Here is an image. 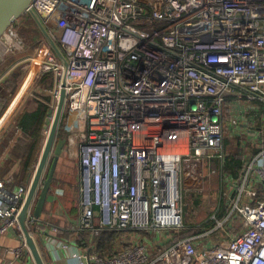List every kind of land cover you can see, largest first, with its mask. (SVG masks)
Instances as JSON below:
<instances>
[{"label": "built area", "instance_id": "1", "mask_svg": "<svg viewBox=\"0 0 264 264\" xmlns=\"http://www.w3.org/2000/svg\"><path fill=\"white\" fill-rule=\"evenodd\" d=\"M31 4L69 63L44 38L34 49L46 48L32 60L38 78L52 73L53 110L67 82L61 123L80 169L76 232H131L117 253L89 256L91 264H264V133L257 126L264 124V0ZM26 48L11 26L0 40V63ZM227 130L246 135L249 154L260 150L220 193L214 228L179 237L205 223H187L186 207L204 192L203 162L223 147ZM12 181L0 180V236L21 229L28 190L12 189ZM38 220L30 213L26 223L32 229ZM226 222L240 228L214 239ZM21 238L17 257L27 246ZM73 256L83 262L81 253Z\"/></svg>", "mask_w": 264, "mask_h": 264}, {"label": "crops", "instance_id": "2", "mask_svg": "<svg viewBox=\"0 0 264 264\" xmlns=\"http://www.w3.org/2000/svg\"><path fill=\"white\" fill-rule=\"evenodd\" d=\"M35 52L45 53L46 48L41 46L38 49H36L34 53ZM9 72L10 71H8L6 74L5 73L0 74V84L9 74ZM30 76L31 73L29 74V78H31ZM40 86H42L41 90L47 91L45 90L47 89L46 86L42 84H40ZM18 88L14 93L11 101L7 104L6 107H4L3 111L0 114V138L8 130L13 119L22 112L23 108L24 109L28 107L30 108L31 106L32 108L31 109L28 108V109L34 110L38 106V102L40 100V95H41L38 94L39 91L37 92L34 89H29L31 90V92L29 93L26 92L27 94L24 93L23 99L21 96L22 99L21 101V99H18L20 97L18 95L19 94ZM52 88H53V83H52ZM0 89H2L1 86ZM50 91L46 96L51 97V101H52V95ZM30 103L33 105H31ZM12 105L15 109H13ZM9 109L10 112L11 110L14 111L12 112L10 117L6 120L7 112ZM251 117L252 118H256V117L252 116V114L247 115V118L253 122V119ZM258 123L259 124L262 123V118H261V122ZM46 125L47 122L45 124V128H47ZM20 134H21V130H18L16 135L10 141L9 145L6 147V149L1 152L2 155L0 156V180L13 177L12 183L8 184L12 189L22 188L20 185L16 184L15 182L16 173H18L22 168L21 160L14 162L9 161L10 159L9 150L15 144ZM262 138H264V136H262ZM246 143L249 144L248 141L247 142L238 141L236 143L237 149L233 151L232 148L230 147V139L225 136L223 147L221 149L213 150L215 156L204 160L202 165L204 192L202 194L197 195L196 206L198 208L200 207L201 204L200 199H202L203 203L206 202L210 204L211 209L208 212L207 217L202 222H198L194 220L193 219L194 216L192 217L191 214L189 220L187 219L188 215L186 214V221L188 223L199 224L205 222L202 227L195 229L197 232H202L203 227L206 228L207 230L214 228L215 222L210 218V216L216 210L217 206L220 204V193L222 191L224 193L225 187L226 188L231 187L232 183L240 179L246 159L259 152L260 149L255 147L254 148L255 152L254 153L252 152L253 154H249L250 153L249 149L243 146ZM43 148L41 150L40 157ZM63 157L64 156H61L59 160L52 184V189L49 194L48 201L45 205L44 211L41 214L38 222L31 225L33 230L32 236L37 244V247L40 251L42 258L44 259L45 264H91L89 259L91 256H95V254L101 255V252L98 250L99 244L97 240V237L100 234H94L91 230L80 231V232H84L86 234V237L84 238V240L81 239L82 241L79 243L80 232H76L75 229V226L78 223V218L81 210L80 208L81 192L79 188V176H80L79 163L76 158L70 156H69L70 158L68 157L63 158ZM236 159H239L240 161V164L238 166H235L233 163L235 162ZM72 163L75 164L74 166L76 168L72 165ZM76 180L77 182H75ZM30 184H31V178H30L29 186ZM208 185L214 186L217 189L207 190L206 186ZM35 204H36V200H33L29 208V211L27 213V218L30 215V213L33 214ZM195 210L196 209H194V211ZM220 217L224 218V214L222 212L220 213ZM239 228H240V224L238 222L236 223L235 226H233L231 222H226L223 227H220L217 230H215L212 233V235L217 234V235L229 236L230 234L236 232ZM68 230H71L72 232L71 233L69 232V234H67ZM105 230L119 232L118 237L114 242L115 251L119 250L120 247L124 244V242L130 240L131 232H127V231L124 232L121 230H112V229H105ZM22 232H23L22 228L20 229L16 227L7 230L5 233H3L0 236V264H31L32 262H35L33 254L30 248L28 247V245L24 248L20 257L16 256L15 249L23 245V240L21 238ZM64 244H68V247H65ZM76 252L81 253L83 255L82 263H78L76 257L73 256L74 253Z\"/></svg>", "mask_w": 264, "mask_h": 264}, {"label": "trees", "instance_id": "3", "mask_svg": "<svg viewBox=\"0 0 264 264\" xmlns=\"http://www.w3.org/2000/svg\"><path fill=\"white\" fill-rule=\"evenodd\" d=\"M23 18L28 25L25 24V27L27 28H25V31H22V34L25 36V40L32 44V48H36L43 36L29 15H25L23 16ZM21 57L19 56L9 58L8 61L3 63L4 66H1L2 70L0 71V74L4 73L8 67H10ZM24 65L25 63L22 62L13 67L0 84V86L2 87V89H0V114L3 111L4 107H6L7 104L11 101L14 93L19 87L20 78L23 73L22 67ZM26 78L27 76L25 75V79ZM39 81L40 84L46 87H52V73H44L43 75H41ZM22 86L23 83L20 86L19 91L22 90ZM50 103L51 97L40 95V100L38 102L37 108L34 110H29L28 108L24 109L17 117L13 119L8 130L0 138L1 156V152L6 149L10 141L16 135L17 131L21 130V134L18 136L17 141L9 150V161L14 162L21 160L22 168L18 173H16L15 182L24 190H27L29 187L30 175L35 171L37 162L39 161L41 150L47 138L45 124L47 119L51 116ZM58 137H67V133L64 129V122L61 123ZM233 163L235 166H238L240 164V161L239 159H236ZM69 232L71 233L72 231L68 230L67 234H69ZM196 232V230L184 231L179 235V237L190 236ZM118 233L119 232L117 231L103 230V232H101L97 237L99 244L98 250L101 252V256L108 257L118 252V250L115 251L114 248V242L118 237ZM85 237L86 234L84 232H80L79 243L84 240Z\"/></svg>", "mask_w": 264, "mask_h": 264}, {"label": "water", "instance_id": "4", "mask_svg": "<svg viewBox=\"0 0 264 264\" xmlns=\"http://www.w3.org/2000/svg\"><path fill=\"white\" fill-rule=\"evenodd\" d=\"M25 15H29L32 18L50 48L63 62V64L68 67L69 63L62 46L52 35L43 17L32 7L31 0H0V40L6 31L11 26H13L16 20ZM66 84L67 82L64 79L56 109H50V114H53V119L50 124L49 133L36 170L30 175L31 184L28 188L19 214V221L23 230L25 241L30 248L35 260V262H32L31 264H45L44 259L42 258L37 244L32 236L33 230L28 227L26 220L27 213L33 200H36L33 212L35 218H40L41 214L43 213L52 189V184L59 160L65 149L67 140L63 137L59 138L58 133L65 107V99L67 94ZM46 122V127H48L50 118H48Z\"/></svg>", "mask_w": 264, "mask_h": 264}, {"label": "rangeland", "instance_id": "5", "mask_svg": "<svg viewBox=\"0 0 264 264\" xmlns=\"http://www.w3.org/2000/svg\"><path fill=\"white\" fill-rule=\"evenodd\" d=\"M25 24L26 25H28L26 22H25V19L23 18V17H21V18H19L18 20H16V22L13 24V26H14V29L17 31V34H18V36L20 37V38H22V39H24V41H25V43L27 44V48H26V50H24L23 52H19V53H16L14 56H12V57H21V56H23V57H21L20 59V62L22 63V62H24L25 63V65L22 67V71H23V73H22V76H21V78H20V83H19V88H20V86L22 85V83H23V86L21 87L22 88V90H20L19 91V98L18 99H21V96H22V99H23V97H24V93H29V92H31V90H29V89H34V90H36L37 92L39 91V93L38 94H41V95H47L48 93H49V91H50V89L52 88H50V87H46L47 89H45V90H47V91H44V90H41L42 89V86H40V81H39V79L40 78H38L37 77V75H34V78H33V76H32V78H29V75L28 74H26L27 72H29L30 71V69H31V67L32 66H34L35 67V74L36 73H38V75H39V71H41V73H42V70H40L39 69V63L37 62V61H33L32 60V57H33V54H34V49L35 48H32V44H30L28 41H26L25 40V36L22 34V31H25L26 29L25 28H27V27H25ZM31 51V52H30ZM30 52V53H29ZM24 55H26V56H30V57H26V56H24ZM45 55H44V52H40L39 54H38V57L39 58H43ZM24 57H26V58H24ZM9 58H11V57H9ZM8 61V60H7ZM6 62V61H5ZM4 62V63H5ZM4 66V64L3 63H0V71L2 70V67L1 66ZM2 73V72H1ZM25 75H27L28 77L25 79ZM26 81H25V80ZM23 80H24V82H23ZM18 88V89H19ZM24 90V91H23ZM41 92V93H40ZM26 93V94H27ZM22 99H21V101H22ZM31 104V103H30ZM31 105H33V104H31ZM12 107H13V105H12ZM29 108V107H28ZM32 107L30 106V108L29 109H31ZM11 109V108H10ZM10 109L8 110V112H7V118H6V120L10 117V115L12 114V112L14 111V110H11V112H10ZM13 109H15L14 107H13ZM23 110H24V108H23ZM22 110V111H23ZM10 112V113H9ZM5 123V122H4ZM257 126H260V127H262L263 128V133H264V124H262V126L261 125H257ZM226 137H228L229 139H230V147L232 148V150L233 151H235L236 149H237V142L238 141H243V140H246L247 139V137H246V135L245 134H234L231 130H227L226 131V135H225ZM239 146V145H238ZM245 148H248V147H246L245 145H243ZM62 156H64L63 158H65V157H68V158H70L69 157V153H68V150H66V149H64V152H63V154H62ZM72 165L74 166L75 164H73L72 163ZM75 167V166H74ZM76 168V167H75ZM75 182H77V180L75 181ZM206 189L207 190H216L217 188L216 187H214V186H206ZM201 200V204H200V207H199V210H198V208H197V210L198 211H194V209H193V207H195L196 206V199L195 200H189L188 201V206L186 207V214L188 215V217H187V219H189L190 220V212H191V214H192V217H193V219L194 220H196V221H198V222H202L206 217H207V214H208V212L210 211V209H211V206H210V204L209 203H206V202H204V203H206V204H204L203 203V201H202V199H200ZM209 204V205H208ZM187 222V221H186ZM188 223V222H187ZM214 239H225V238H228L229 236H227V235H213L212 236Z\"/></svg>", "mask_w": 264, "mask_h": 264}, {"label": "bare ground", "instance_id": "6", "mask_svg": "<svg viewBox=\"0 0 264 264\" xmlns=\"http://www.w3.org/2000/svg\"><path fill=\"white\" fill-rule=\"evenodd\" d=\"M31 73V78H32V76H33V78H34V75H35V67L34 66H32L31 67V69H30V71L29 72H27V74L29 75Z\"/></svg>", "mask_w": 264, "mask_h": 264}]
</instances>
